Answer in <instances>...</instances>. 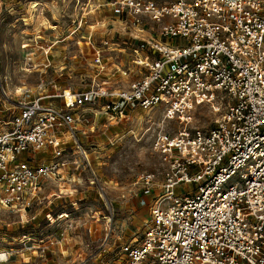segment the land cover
Segmentation results:
<instances>
[{
  "label": "built area",
  "instance_id": "2783aa9c",
  "mask_svg": "<svg viewBox=\"0 0 264 264\" xmlns=\"http://www.w3.org/2000/svg\"><path fill=\"white\" fill-rule=\"evenodd\" d=\"M112 5L128 38L101 44L114 59L112 53L129 48L131 64L115 74L139 78L128 87L20 91L18 113L0 117V208L27 212L48 181L73 174L76 182L80 169L105 192L82 138L95 130V118L113 126L141 110L164 164L162 190L120 264H264V0ZM107 53L97 51L101 71ZM4 97L12 103L5 90ZM201 107L216 115L212 127L194 125ZM39 151H49L50 160L24 158ZM155 178L150 173L142 181L151 189ZM12 256L0 249V264Z\"/></svg>",
  "mask_w": 264,
  "mask_h": 264
},
{
  "label": "rangeland",
  "instance_id": "374dc122",
  "mask_svg": "<svg viewBox=\"0 0 264 264\" xmlns=\"http://www.w3.org/2000/svg\"><path fill=\"white\" fill-rule=\"evenodd\" d=\"M114 1L0 0V111L8 109L0 117L7 119L18 113L20 91L51 95L64 88L128 87L139 78L120 73L114 77L112 70L111 74L101 71L94 62L101 42L109 35L119 42L128 38L126 32L122 36L124 23L115 19ZM114 23L121 27L120 34H110ZM131 52L116 55L122 68L131 63ZM103 61L108 62L105 56ZM4 90L12 103L5 100ZM50 101L61 104L57 98H48ZM132 113L133 119L109 129L113 143L99 131L83 138L105 192L91 185L89 174L80 169L74 173L76 182L70 174V181L44 186L27 215L0 208V249L13 251L5 264H52L48 257L53 251L70 260V250H79L78 264L123 263V249L141 237L150 218L152 199L148 201L142 177L156 175L152 190L157 194L164 170L160 155L153 149L152 133H145L149 115L141 110ZM150 114L159 116V112ZM215 117L209 108L201 107L194 125L207 129L214 125ZM171 126L167 127L170 131L178 128ZM26 157L34 164L50 160L49 151L27 152Z\"/></svg>",
  "mask_w": 264,
  "mask_h": 264
},
{
  "label": "crops",
  "instance_id": "0c3cea01",
  "mask_svg": "<svg viewBox=\"0 0 264 264\" xmlns=\"http://www.w3.org/2000/svg\"><path fill=\"white\" fill-rule=\"evenodd\" d=\"M114 29H112L111 30V33L110 34H112L113 33V35L114 34H116V33H118V34H120L121 32L119 31L120 29H121V27L120 26H118V24H115L114 23ZM109 34V33H108ZM125 35V31H124V29L122 30V36H124ZM110 36V35H109ZM108 36V38H110ZM106 39V38H105ZM100 42H101V40H100ZM102 43V42H101ZM102 50L104 51V52H108V51H110L109 50V48L107 49L105 46H102ZM127 50H130L129 48L128 49H122V50H117V51H115L113 54L114 55H121V54H125L126 53V51ZM131 51V50H130ZM130 56H132V53H131V55ZM105 57H106V59L108 60V62H104L105 63V65H106V67H105V69L108 71V74H111V71L110 70H112V72H114V73H112V75L115 77L116 76V74H115V71H116V68L117 67H121L122 68V66H123V64H122V62L120 61H118V60H115L114 58H112L111 56H110V54H106L105 55ZM118 57V56H117ZM128 62H129V60H128ZM110 63L112 64V68L111 67H109V65H110ZM131 63L129 62L128 63V65H130ZM98 67V66H97ZM120 75H122L121 73H120ZM131 76V75H130ZM125 77H128V76H125ZM62 90V89H61ZM94 125H95V130L93 131V132H89V133H87V135L86 136H89V135H91V136H96V134H97V132L99 131V132H101V135L108 141V143H110V140L112 139H110L109 140V137H108V131H109V129H111L112 127H114V125L113 126H108L109 124L106 122V119H105V117L104 116H102V117H99V118H95V120H94ZM112 136H114V135H110V137H112ZM85 136H83V138H84ZM82 138V139H83ZM113 140V139H112ZM65 179H69L68 181H70V176L68 175H65ZM52 181L53 180H51V181H48V183H46L45 184V187H47L50 183H52ZM59 182V181H58ZM163 182V181H162ZM162 182H161V184H160V186H159V192L157 193V194H155L153 191L154 190H152V188L151 189H148L147 188V191H146V193H147V196H148V198H149V200L148 201H151V199H152V204H153V202H154V200H155V198L161 193V190H162ZM59 191H60V193L62 194L63 193V191L61 190V189H59ZM35 205V204H34ZM33 205V206H34ZM152 206V205H151ZM44 208V210L45 209H47V205L46 206H43ZM33 208V207H32ZM42 209V210H43ZM25 212V214L27 215V213H28V211L26 212V211H24ZM21 214H23V212L21 213ZM66 240H67V238H65ZM53 254L50 256V257H48V259H50V260H53L54 262L52 263V264H78L79 263V261H78V258H80L79 257V250H75V251H73V250H70V252H69V254H71L69 257H70V260H67L68 259V257L67 256H64V255H61L60 253H59V251H53L52 252ZM47 259V260H48ZM56 259H58V262H56Z\"/></svg>",
  "mask_w": 264,
  "mask_h": 264
},
{
  "label": "bare ground",
  "instance_id": "6f19581e",
  "mask_svg": "<svg viewBox=\"0 0 264 264\" xmlns=\"http://www.w3.org/2000/svg\"><path fill=\"white\" fill-rule=\"evenodd\" d=\"M108 220H109V221H111V219H110V218H108Z\"/></svg>",
  "mask_w": 264,
  "mask_h": 264
}]
</instances>
